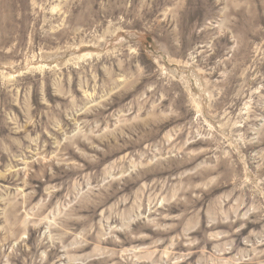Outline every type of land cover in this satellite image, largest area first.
Returning a JSON list of instances; mask_svg holds the SVG:
<instances>
[{
  "label": "rangeland",
  "instance_id": "rangeland-1",
  "mask_svg": "<svg viewBox=\"0 0 264 264\" xmlns=\"http://www.w3.org/2000/svg\"><path fill=\"white\" fill-rule=\"evenodd\" d=\"M0 264H264V0H0Z\"/></svg>",
  "mask_w": 264,
  "mask_h": 264
}]
</instances>
